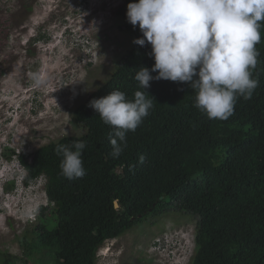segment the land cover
<instances>
[{
	"label": "trees",
	"instance_id": "obj_1",
	"mask_svg": "<svg viewBox=\"0 0 264 264\" xmlns=\"http://www.w3.org/2000/svg\"><path fill=\"white\" fill-rule=\"evenodd\" d=\"M132 2L137 0H122L112 9L131 36V46L72 110V120L83 132L63 135L32 152L2 150L23 167L25 183L46 177L48 204L40 206L37 222L18 236L23 255L0 252V264H13L17 258L21 264H97V249L106 239L170 209L196 218L189 264H264V29L253 70L258 87L251 99L238 98L231 117L208 119L194 107L195 91L188 84L153 80L145 91L154 106L126 134V147L114 158L113 129L89 102L114 90L131 99L142 90L134 79L136 71L154 64L151 46L133 43L142 33L126 18ZM79 140L86 143V174L69 180L61 174L62 157L55 149ZM13 183L6 182L4 188L11 189Z\"/></svg>",
	"mask_w": 264,
	"mask_h": 264
},
{
	"label": "rangeland",
	"instance_id": "obj_2",
	"mask_svg": "<svg viewBox=\"0 0 264 264\" xmlns=\"http://www.w3.org/2000/svg\"><path fill=\"white\" fill-rule=\"evenodd\" d=\"M121 1L0 0V252L23 255L18 236L34 224L28 217L47 201L41 179L24 187L18 177L11 189L3 190L20 167L2 150L32 152L63 135L83 132L72 120V110L104 81L132 43L112 12ZM34 76L42 81L39 87ZM195 225L194 216L173 209L147 216L105 241L102 246L109 250L97 264H188ZM154 242L164 246L156 260ZM13 264L21 263L17 258Z\"/></svg>",
	"mask_w": 264,
	"mask_h": 264
},
{
	"label": "clouds",
	"instance_id": "obj_3",
	"mask_svg": "<svg viewBox=\"0 0 264 264\" xmlns=\"http://www.w3.org/2000/svg\"><path fill=\"white\" fill-rule=\"evenodd\" d=\"M126 18L142 33V38L133 43L149 44L154 64L150 70L141 67L136 71L134 79L142 90L135 91L131 99L114 90L89 102L102 122L113 129L110 144L114 158L126 147V134L134 132L153 108L154 99L145 91L153 80L188 84L195 91L194 107L208 119L227 120L234 114L238 98L251 99L259 84L253 70L259 56L256 45L261 42L264 29V0H137L127 4ZM33 80L36 87L42 83L36 76ZM85 147L83 140L57 145L55 151L62 157L61 174L66 179L85 176ZM143 160L141 156L140 162ZM17 164L20 169L13 170V178L7 182L19 177L27 187L41 179L46 195V177L40 175L25 183V170ZM3 190L8 191L4 187ZM46 200L43 206L48 204L47 195ZM40 206L34 217H28L30 221L37 222ZM103 243L97 249V258L107 255L109 247ZM151 248L156 260L164 246L154 242Z\"/></svg>",
	"mask_w": 264,
	"mask_h": 264
},
{
	"label": "water",
	"instance_id": "obj_4",
	"mask_svg": "<svg viewBox=\"0 0 264 264\" xmlns=\"http://www.w3.org/2000/svg\"><path fill=\"white\" fill-rule=\"evenodd\" d=\"M114 205H115V207H117V203H116V202H115V204H114Z\"/></svg>",
	"mask_w": 264,
	"mask_h": 264
}]
</instances>
